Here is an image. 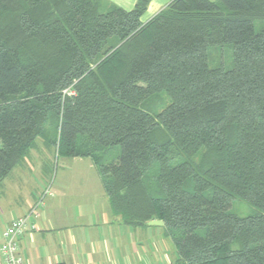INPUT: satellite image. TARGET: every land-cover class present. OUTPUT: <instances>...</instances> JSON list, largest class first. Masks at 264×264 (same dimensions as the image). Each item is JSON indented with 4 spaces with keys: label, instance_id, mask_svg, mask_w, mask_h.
Instances as JSON below:
<instances>
[{
    "label": "trees",
    "instance_id": "obj_1",
    "mask_svg": "<svg viewBox=\"0 0 264 264\" xmlns=\"http://www.w3.org/2000/svg\"><path fill=\"white\" fill-rule=\"evenodd\" d=\"M150 1L0 0V190L53 127L115 217L164 222L175 262L264 264V0H171L143 22ZM226 45L233 66L211 67Z\"/></svg>",
    "mask_w": 264,
    "mask_h": 264
},
{
    "label": "rangeland",
    "instance_id": "obj_2",
    "mask_svg": "<svg viewBox=\"0 0 264 264\" xmlns=\"http://www.w3.org/2000/svg\"><path fill=\"white\" fill-rule=\"evenodd\" d=\"M209 54L211 67L222 65L225 68H231L234 64L232 46L211 47ZM170 101L166 92H160L150 98L148 106H151L155 111H161ZM56 137H58L56 130L48 126L45 134L37 138L36 144L29 154L4 181L0 199L5 198V202L15 204L23 199L24 193L27 192L26 188L35 186L36 182L38 186L36 192H39L36 196L40 194L39 197L41 196L43 199H49L47 194L52 184L55 187L61 184L64 187H69L68 191L72 190L71 192L74 191V194L77 193L78 199L89 201L88 198L86 200L85 192L92 191L90 187L93 183V189H95L96 170H88L84 166L90 163L89 159H85L82 162L83 165L76 164L78 162L73 161V158L59 155L57 145L53 142ZM108 152L109 156L107 155V157L111 159L120 154V147H114ZM43 162L44 168L39 165ZM43 175L44 181L40 182L39 176L43 177ZM32 178L35 182H32ZM47 189L49 190L47 191ZM100 189L102 188L100 187ZM71 192L65 199L69 200V204L78 203V199H73L74 194L70 195ZM17 194L24 195L17 197ZM99 205L100 207H97L99 210L94 212L96 220L94 226L100 229L102 238L104 235L108 236L106 233L109 230L108 226L112 227L109 230L112 240V244H109V251L104 247L99 248L97 243L99 239L93 238L94 231L90 230L92 227L88 221L90 216L87 210L82 213L78 209L73 214L71 209H65L61 221H57L49 231L50 233H45L44 229H41L35 234V238L31 242L33 254L28 256L27 249L24 250L26 264H29L28 261L30 264H91L88 263L89 255H92L100 264H108L111 260H119L122 264H153L161 260H176L178 256L176 246L172 238L166 234V228L163 225L133 226L125 224L118 217H114L115 219L105 225L104 217L101 214L103 206L110 209L109 204L101 199ZM257 210V207L241 198H235L230 209L232 213L242 217L251 215ZM66 212H71V214L67 216Z\"/></svg>",
    "mask_w": 264,
    "mask_h": 264
},
{
    "label": "crops",
    "instance_id": "obj_3",
    "mask_svg": "<svg viewBox=\"0 0 264 264\" xmlns=\"http://www.w3.org/2000/svg\"><path fill=\"white\" fill-rule=\"evenodd\" d=\"M110 1L121 6V7H123V8H125V9H127V10L134 8V6L137 3V0H110ZM170 2H171V0H151L149 5H148L147 10L145 11L143 16L141 17V20L143 22H147L153 16H155L157 13H159L162 9H164ZM70 158H73V161L75 160L76 162H78L76 164H79V163L83 164L82 162L85 159L90 160V163L88 165H84V164L83 165L85 167H87L88 170H94V169L96 170V172H97L96 178L97 179H95V181H96L95 182V189H93V185H94V183H93V185H91V187H90L92 191L85 192L86 200H87V198L89 200L88 202H86L85 199L84 200L78 199L77 193L74 194V191L71 192L72 190L68 191L67 188H69V187H64L61 184L57 187H55L54 184H52V187L50 188V190L47 189V191L49 190L48 194H47V196H49V199H47V200L43 199V204L37 209L38 214L36 216H32L31 220H30V222L33 225H35V228L34 229L29 228L28 231L25 233V235L22 236V238L20 239V250H21V253L23 255L25 264H26V257L24 254V250L27 249L28 256L33 254L31 251V248H33L31 242L34 240L35 234L38 231H40L41 229H44L45 233H48L49 231H51L52 228L54 227V225L57 223V221H61V219L63 217L62 215H63V213H65V209H71L73 214H75L74 211H78V209L82 213L85 210H87V212L90 216V217H88V221L92 227L90 230H91V232H92V230L94 231L93 232V238L99 239L97 241L99 248L104 247V249L106 248L109 251V248H110L109 244H112L111 232L109 231V230H111L112 227L108 226L109 230H108V232H106L108 234V236L107 237H105V235L103 236V238H105L103 241L104 243H103L102 242L103 238L100 237V234H101L100 229L95 228V226H94L96 223V220L94 217V212L99 210V209H97V207L98 208L100 207L99 200L102 199L105 203L108 202V204H109V200H108L103 182L101 180L100 174L98 172V169H97L94 161L90 157H70ZM44 162L39 164L40 167L41 166H42V168L45 167ZM42 172H43V170H42ZM39 178H40L39 179L40 182L44 181V175H43V177L39 176ZM93 180H94V178H93ZM4 181H3V183H4ZM32 182H35L34 179L32 180ZM99 182H101V183H99ZM34 184H35V186H28V188H26L27 192L24 193L25 195L24 194H22V195L17 194V197H22L23 195L24 196H23L22 200L18 201L15 204H10V203L5 202V198L0 199V246L2 243L3 231L6 228V226L12 221V219L29 213L31 211V209L36 205V203L41 199L40 198L41 196L39 197L40 194H38V196H36V194L39 192H36L38 190V186H37L36 182ZM100 187L102 189H100ZM2 188H3V184H2V187L0 190V196H1ZM41 189L43 190V188H41ZM93 190H95V191H93ZM102 190H104V191H102ZM69 192H71L70 193L71 196H73V194H74L73 199L74 200L78 199V203L77 202L76 203L72 202L71 204L68 203L69 200H66L65 198H66V196H68ZM83 201H85V202H83ZM109 208L110 209H108V207L103 206V209H102L101 215L104 217L105 225L110 223V221L112 219L117 218L112 214L110 204H109ZM70 214H71V212H66L65 215L68 216ZM107 238L110 241L109 240L107 241ZM86 239H87V236H86ZM161 261H166V260H161ZM96 262H99V261H96L92 255H89V262L88 263L100 264V262L99 263H96ZM157 262H160V261H157ZM28 263L30 264L29 261H28ZM0 264H2L1 258H0ZM105 264H107V263H105ZM108 264H122V263L119 260H116V261L111 260Z\"/></svg>",
    "mask_w": 264,
    "mask_h": 264
},
{
    "label": "built area",
    "instance_id": "obj_4",
    "mask_svg": "<svg viewBox=\"0 0 264 264\" xmlns=\"http://www.w3.org/2000/svg\"><path fill=\"white\" fill-rule=\"evenodd\" d=\"M43 204V197L27 214L18 216L6 226L2 234V243L0 246V258L2 264H25L24 258L20 250V239L29 228H35L30 220L32 216H36L37 209ZM153 264H181L175 261H160Z\"/></svg>",
    "mask_w": 264,
    "mask_h": 264
},
{
    "label": "water",
    "instance_id": "obj_5",
    "mask_svg": "<svg viewBox=\"0 0 264 264\" xmlns=\"http://www.w3.org/2000/svg\"><path fill=\"white\" fill-rule=\"evenodd\" d=\"M148 224L149 225H164V222L162 220H151V221H148Z\"/></svg>",
    "mask_w": 264,
    "mask_h": 264
}]
</instances>
